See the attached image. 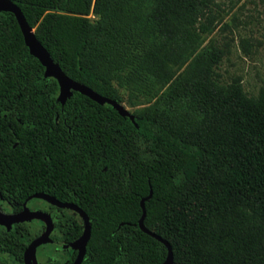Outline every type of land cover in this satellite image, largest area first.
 Masks as SVG:
<instances>
[{"label":"trees","instance_id":"1","mask_svg":"<svg viewBox=\"0 0 264 264\" xmlns=\"http://www.w3.org/2000/svg\"><path fill=\"white\" fill-rule=\"evenodd\" d=\"M11 1L68 78L134 109L131 121L76 91L61 105L0 12V211L46 193L88 217L80 264H163L166 247L137 225L150 191L143 225L172 264H264V86L248 95L238 77L219 81L229 42L203 44L216 0ZM29 200L50 215L45 244L58 247L38 246L37 264H71L76 251L58 243L79 236L80 218ZM43 229L0 225V264H23Z\"/></svg>","mask_w":264,"mask_h":264},{"label":"water","instance_id":"2","mask_svg":"<svg viewBox=\"0 0 264 264\" xmlns=\"http://www.w3.org/2000/svg\"><path fill=\"white\" fill-rule=\"evenodd\" d=\"M0 12H9L13 15L19 27L23 39V43L26 46L28 53L32 55L34 58H36L39 61L40 65L43 67V76L51 77L55 79L58 86L56 101H58L60 104H63L66 98H68L71 95L72 91H76L88 97L89 99L93 100L99 105H102L104 103L109 104L117 112L118 115L122 117H128L131 121H133V115L127 109H125L120 103L116 102L115 100L109 99L107 97L101 96L100 94L96 93L87 86L68 78L61 71L58 64L53 62L48 52L36 39L33 32V28H31L27 24L20 8L14 2H12L11 0H0ZM150 195L151 192L149 191V194L146 197L140 199L139 205L141 209V215L137 221V225L142 232L155 238L166 247V256L163 261V264H172V254L168 242L165 239L161 238L159 235L148 230L143 225V218L145 214L144 201L148 197H150ZM31 198L42 199L45 202L49 203L50 205H53L57 208L69 209L71 211H74L78 215L82 223V230L79 236L71 242L58 243V244L62 248L74 249L76 253L71 264H80L84 256L85 245L90 234V225H89L88 217L86 216L84 211H82L75 204L71 202L59 201L55 197L42 192L32 193L29 196H27L22 202L21 209L17 212L9 213V212L0 211V225L5 227L6 230H9L10 226L14 223L30 221L32 219L39 220L44 225L43 231L40 234H38L36 237L31 239L24 248L22 253V263L37 264L35 258V249L41 244L52 242V239L49 237V234L52 230V220L50 218V215L41 210L28 209V207L26 206V202Z\"/></svg>","mask_w":264,"mask_h":264},{"label":"rangeland","instance_id":"3","mask_svg":"<svg viewBox=\"0 0 264 264\" xmlns=\"http://www.w3.org/2000/svg\"><path fill=\"white\" fill-rule=\"evenodd\" d=\"M219 23L213 32L205 37L203 44L210 38L217 43L223 40L229 42V53L219 62L215 71L219 81L226 83L231 78L238 77L245 93L255 95L264 86V0H216ZM87 17L91 22L97 19L91 11ZM226 24V27H222ZM247 41V45L241 42ZM245 46V47H243ZM183 68V67H182ZM181 68V69H182ZM131 112L134 107L126 100L120 103ZM34 207V202L29 203ZM58 249L55 245L41 244V248ZM39 263L41 257L36 258Z\"/></svg>","mask_w":264,"mask_h":264},{"label":"flooded vegetation","instance_id":"4","mask_svg":"<svg viewBox=\"0 0 264 264\" xmlns=\"http://www.w3.org/2000/svg\"><path fill=\"white\" fill-rule=\"evenodd\" d=\"M62 105V104H61ZM29 196V195H28ZM32 199V198H31ZM28 201H30V200H28ZM28 201L26 202V206L28 207V209H30V210H37V208L36 207H30L29 205H28ZM53 242H55L54 240H52V242H50V243H53Z\"/></svg>","mask_w":264,"mask_h":264}]
</instances>
